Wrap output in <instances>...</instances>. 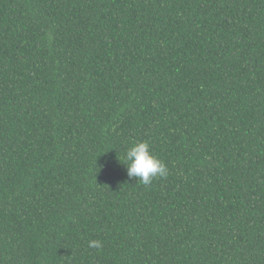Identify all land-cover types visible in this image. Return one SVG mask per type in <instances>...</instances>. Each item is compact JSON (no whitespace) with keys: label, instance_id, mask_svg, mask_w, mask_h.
Listing matches in <instances>:
<instances>
[{"label":"trees","instance_id":"1","mask_svg":"<svg viewBox=\"0 0 264 264\" xmlns=\"http://www.w3.org/2000/svg\"><path fill=\"white\" fill-rule=\"evenodd\" d=\"M0 264H264V0H0Z\"/></svg>","mask_w":264,"mask_h":264},{"label":"clouds","instance_id":"2","mask_svg":"<svg viewBox=\"0 0 264 264\" xmlns=\"http://www.w3.org/2000/svg\"><path fill=\"white\" fill-rule=\"evenodd\" d=\"M127 175L144 186H150L155 179L166 178L169 168L165 162L153 154L148 141H139L127 149L125 154ZM101 242L89 241V247L99 248Z\"/></svg>","mask_w":264,"mask_h":264}]
</instances>
